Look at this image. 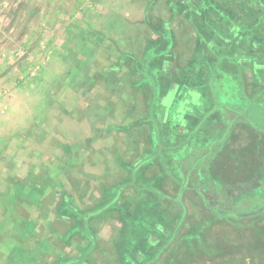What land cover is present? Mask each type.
Here are the masks:
<instances>
[{
    "label": "rangeland",
    "instance_id": "374dc122",
    "mask_svg": "<svg viewBox=\"0 0 264 264\" xmlns=\"http://www.w3.org/2000/svg\"><path fill=\"white\" fill-rule=\"evenodd\" d=\"M180 1L0 0V264H59L82 254L86 228L77 230L63 198L79 214L107 204L119 186L140 196L131 183L149 184L159 172L155 139L175 183L184 182L187 164L177 162L186 156L225 207L218 215L187 202L182 255L156 264H207L200 258L209 254L216 264H264V235L243 247L260 237L251 230H264V27L259 34L254 23L200 18L194 37L176 14ZM255 20L264 21V10ZM151 27L163 29V40ZM236 125L247 137L233 133ZM164 198L157 204L145 194L133 208L122 200L91 219L96 248L83 264H151V238L162 240L157 230L166 229L173 204ZM117 219L124 226L116 240ZM207 239L226 254L204 251L199 241ZM112 245L124 247L120 255ZM139 247L147 260L134 254Z\"/></svg>",
    "mask_w": 264,
    "mask_h": 264
},
{
    "label": "trees",
    "instance_id": "16d2710c",
    "mask_svg": "<svg viewBox=\"0 0 264 264\" xmlns=\"http://www.w3.org/2000/svg\"><path fill=\"white\" fill-rule=\"evenodd\" d=\"M192 1L193 0H191V2L188 3V4L186 2H183V0L178 2L176 5H177V7L179 6L178 7L179 9L176 10V14L177 15H181L180 17L184 21L187 22V24L189 25V27L191 28V30L193 32L194 37H195V33L197 32L196 24L201 22L200 18L209 19L208 20L209 22H210V20H214L215 21V20H220V19L221 20H225L226 22H229V23L232 22V24H235L237 22H242L243 23V27H245L246 25L248 26V23H250L252 21V22H254L255 25L260 23V24H263L262 27H264V21H258V20L256 21L255 20V17H257L259 11L261 9L264 10V6L263 7L261 6V5H264V4L263 3L262 4L261 3L260 4L255 3V1H257V0H233V1H230L228 4H231L232 8L228 9L226 12L223 11L224 7L220 6L218 1H216L217 4L212 3L214 0H207L208 2L203 1L204 3H200L197 7L194 6L193 8L191 6L192 5ZM242 1H246V3L249 4L248 10L245 11V10L242 9V6H241L242 5ZM180 11H182V12H180ZM196 11L198 12L197 14L195 13ZM249 11H252V12H249ZM173 13H174V11H173ZM261 13H262V11H261ZM188 14H191L192 16H195L196 18H194V17H192V18L189 17L188 18V16H189ZM188 20L190 22L191 21L192 22L190 23ZM232 24L229 25V31L231 32V30H232L233 34H236L237 36L238 35L240 36L241 34H239V29L236 28V27H233ZM204 26H206V25H204ZM202 27L203 26H200V28H202ZM151 28L159 36L160 35H164V34H162V30L163 29L160 30V28H158V29L153 28V27H151ZM170 32H172V31L170 30ZM172 34H173V36H175L173 32H172ZM174 39H175V42H176V38H174ZM158 40L161 41L163 39L160 36V38ZM244 40H245V37H244ZM263 51H264V49H263ZM138 87L143 90V96H144L145 95V86H143L141 84H138ZM154 132H155V134L159 133L156 129H155ZM249 133L251 134V132H249ZM248 137H249L250 140H252V138L250 136H248ZM161 141H162V139H161ZM155 143H156V148H155V152H154L152 158L154 160L153 162H157L159 172L155 176L150 177L151 178V182L149 184H145L142 181L141 182H137L136 181L135 183H131V185L133 184V187L136 190H138L139 193H141V196H144L145 194L148 195V196L154 197V198L156 196V203L157 204L164 197H165L164 199H168V200L172 201L173 204L170 207L166 206V208H168L167 211H169V213L166 211L165 214L168 213V217L170 219H174V221H171L169 219V221L167 222L166 227H165L166 229H164L163 227L162 228H163V230H168L169 227L172 228L173 226H175L176 230H170L169 234L171 236H167V237H166V234H164L163 230H157L158 233H159L158 236L160 238H162V240L166 241V243L163 242L162 240H159L158 237H156L155 239L151 238V240L153 242H152V245H151L150 248H151L153 253L150 254V256H151L150 259H148L146 257V250H142V247L141 248L139 247L138 251L134 252V254L137 253V255H138L140 260H144L145 261V260L148 259L150 262H152L151 264H156V262H158L159 259L161 258V255L167 250H169V256H167L166 259L167 258L171 259L170 252H172V256L173 257L177 258V254H178L179 248H180V252H182L181 246L183 245V240H185L186 238H189L190 237L189 235H191L190 234L191 230H186L184 233H181V230H177L178 227H179V221L182 220V219H180V217L183 215V209H185L186 206L182 204V201L179 198L180 197L179 193H178L179 184L175 183L174 179H171L169 177V175L171 173L168 172V169L166 167V163H169V162L166 161V158L163 157V155H162L163 145L161 144V142L158 139H155ZM139 167L140 168L142 167L141 163L138 164L134 169H137ZM166 186L169 189H172V193L169 192V189H166V190L164 189ZM123 189L124 188L122 186H119L116 189L115 194L113 193L114 194L113 198L107 204L99 206L98 208H95V209L91 210L89 213L85 212V213L76 214V212L70 207L68 198H66V197L63 198L64 209H65L66 213H73L74 216H75V223L77 221V223H76L77 230L82 233L85 230H80V229L86 228L85 233H87V235H85L86 248L84 249L83 252H81L82 254H79L77 257L72 258V259H68V260H66V258L62 259L59 264H83L84 262L87 261L86 257L91 255V252L96 248V246L93 245L96 239L92 238L91 237L92 235L91 236L89 235V234H92L91 230H93L92 226L90 225L89 222H90L91 219H94L96 216L101 215L104 211H106L108 209H111L110 207H112L117 202V200H118L119 196L121 195ZM173 191H174V193H173ZM195 206L198 207V209H200V210H205L199 204H195ZM113 209L115 210V208H113ZM175 210L177 212H175ZM185 210H184V214L187 216ZM211 213H213V212H211ZM180 214H181V216H180ZM203 215H206V214L203 213ZM262 216H264V214ZM219 218L222 219V216H219ZM216 221H224V220H216V219H214L212 224H215ZM181 222H182V225H183L184 222L183 221H181ZM121 223H122V229H123V226H124L123 222L121 221ZM182 225L180 224V226H182ZM122 229L118 230V234L122 231ZM142 231H144V230H142ZM209 231L210 230H206L207 235H208ZM237 231H240V230H235V232H237ZM251 231L252 232L255 231L256 233L259 232L258 236H260V237H258V239L255 240V242H254V239H253V241H250L249 243L244 242L243 243V247H245V248H251V247L253 248V246H255V245L257 246L258 245V241H263L261 236L264 235V230H259V231L251 230ZM153 233H155V230H153L151 232V234H153ZM172 233H173V236H172ZM204 233H205V231L202 232V234L200 236L201 239H203V236H205ZM236 234H238L240 236H243V230L241 232L236 233ZM175 235L177 237L176 238L177 244L175 242H172L174 240V236ZM119 236L120 235H117L116 240L119 238ZM251 238H252V235H250L249 239L251 240ZM116 240L113 242V244H116ZM206 241H207V243H206ZM206 241L205 242L199 241V242H202L203 245L201 247L203 248L204 251L209 250L210 252H212L213 251V246H218V247L222 248V250L219 253L220 254H226L225 252H227V249H228L227 246L211 244V243L208 242V239ZM253 244H255V245H253ZM112 246H113V249L115 250V252L114 251L113 252L115 253L116 256L120 255L121 254L120 251L122 249H124V247H121V248L118 249V248H115L114 245H112ZM239 247L240 246L235 247V248H239ZM189 248L191 250L194 247L191 245V246L188 247V249ZM204 256H206V255H204ZM209 256H210L209 258L208 257L203 258L201 256L200 260L201 261H209V263L216 264L217 263V260H216L217 257H216V259H214L213 255L209 254ZM216 256H219V255H216ZM166 262H167V260H166ZM137 264H140V263L138 262Z\"/></svg>",
    "mask_w": 264,
    "mask_h": 264
},
{
    "label": "flooded vegetation",
    "instance_id": "af4514ba",
    "mask_svg": "<svg viewBox=\"0 0 264 264\" xmlns=\"http://www.w3.org/2000/svg\"><path fill=\"white\" fill-rule=\"evenodd\" d=\"M233 125H235V124H233ZM235 127H236V129H234L233 133L236 134V136L238 134L245 133L246 134L245 137H247L248 134L246 133V131L244 130V128L242 126L236 125ZM208 156H210L209 152L207 153V157ZM207 157L206 156H200V159L202 162L201 164L203 166L208 162ZM188 160L189 159L187 158V161ZM184 161H186L185 156H182L181 158L178 159V166H182L183 164H187V167L181 168L182 170H184L183 171L184 173L182 174L184 176L183 177L184 182L182 185H179L178 193L180 196L179 198L182 201V204L186 206L185 207L186 210L184 209L186 211V214H187V205H188V203H190L195 208H196L195 204H199L208 213L214 212V213H217L218 215H221L220 213H222V209H225V207L218 205L215 202V199L216 198H223V197L221 195L219 197V195H218L219 193L215 192L212 189L211 185H206V186L204 185L205 183H203L202 180L199 178V175L202 176L204 174L202 169L200 170L199 168L196 167V165H193L191 160H190V162L188 161L186 163ZM194 178L197 179L196 184H195V181H192V179H194ZM226 195H228V194L226 193Z\"/></svg>",
    "mask_w": 264,
    "mask_h": 264
},
{
    "label": "crops",
    "instance_id": "0c3cea01",
    "mask_svg": "<svg viewBox=\"0 0 264 264\" xmlns=\"http://www.w3.org/2000/svg\"><path fill=\"white\" fill-rule=\"evenodd\" d=\"M218 1V3L219 4H221V6L222 7H224L223 8V11L224 12H226L228 9H231L232 8V5L231 4H228L230 1H233V0H217ZM263 3H264V0H261ZM229 5V6H228ZM262 7L264 6V5H261ZM2 11V10H1ZM261 11H262V9H261ZM196 14L198 13L197 11L195 12ZM254 22H250V23H248V26H251L252 24H253ZM262 25L263 24H260V23H258V24H254V29H255V32H257V33H259L260 34V30H259V28L258 27H262ZM2 40H0V42H1ZM256 51H257V49H256ZM258 52V51H257ZM262 52H263V50H262ZM153 175H151L150 177H152ZM133 189H135L134 187H133ZM126 189H123V191H122V193H121V195L119 196V198H118V200H117V202L112 206V207H110L111 209H108V210H106V211H104L101 215H103L105 212H110L112 209H113V207L114 206H116L117 205V203L119 202V201H122V200H126L127 202H131L130 204H128L129 205V207H131V208H133V207H135V206H137L138 205V203H139V201L142 199V196L140 195H136V194H127L126 193ZM139 192V191H138ZM130 196H133V200H129V197ZM140 197V198H139ZM189 206L187 205V215H189L190 213H191V210H190V208H188ZM166 209V211H167V209L168 208H165ZM168 213H169V211H167ZM175 212H177L176 210H175ZM168 213H166V214H168ZM101 215H99V216H96L95 218H98V217H100ZM117 222H118V224L120 223V228H118L117 230H121L122 229V223H121V221H119L118 219L116 220ZM183 228H185V224H183L182 226H181V228H180V230H183ZM94 230H97V228L96 227H94ZM113 230H116V228H114ZM117 235H118V233H117ZM177 240L175 239V240H173V242H175L176 244H177V242H176ZM168 254H169V250H167V251H165L162 255H161V258L159 259V261H163L164 259H166V257L168 256ZM182 254H181V252H180V248H179V251H178V254H177V258L178 257H180ZM158 261V262H159ZM209 263V262H208Z\"/></svg>",
    "mask_w": 264,
    "mask_h": 264
}]
</instances>
